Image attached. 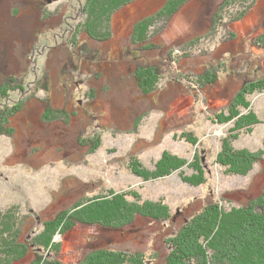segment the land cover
Here are the masks:
<instances>
[{
	"label": "rangeland",
	"instance_id": "obj_1",
	"mask_svg": "<svg viewBox=\"0 0 264 264\" xmlns=\"http://www.w3.org/2000/svg\"><path fill=\"white\" fill-rule=\"evenodd\" d=\"M168 1L117 8L110 37L98 43L81 30L85 0H0V86L26 90L0 101V117L13 113L0 123L7 133L0 136V264H79L98 249L162 264L170 239L209 204L240 209L264 193V90L239 108L257 119L250 132L215 120L264 80V0H184L167 18H154ZM149 18L150 39L132 44L134 28ZM137 64L162 75L148 94L132 77ZM46 107L57 114L44 122ZM228 137L234 150L261 153L246 176L216 162ZM165 154L187 165L154 180L136 175L153 172ZM196 162L204 183L193 186ZM111 193L161 204L167 220L136 218L117 230L77 225L59 229L49 249L37 244L61 212Z\"/></svg>",
	"mask_w": 264,
	"mask_h": 264
},
{
	"label": "trees",
	"instance_id": "obj_2",
	"mask_svg": "<svg viewBox=\"0 0 264 264\" xmlns=\"http://www.w3.org/2000/svg\"><path fill=\"white\" fill-rule=\"evenodd\" d=\"M85 1L86 3L88 2L87 10L85 11L87 20L81 30L91 40L101 43L110 37L107 27L111 14L117 8L123 7L127 5L126 3H130L133 0ZM183 2L184 0L168 1L154 18H158L157 16L167 18L175 12L176 8L179 9ZM153 22L154 19L149 18L134 28L135 33L132 37V44H144L150 39ZM256 40L262 41L263 37ZM149 47L154 48L152 45ZM144 48L143 46L142 49ZM160 76L162 75L158 69L147 64H137L132 73L133 79L138 87L143 90L144 94H148L156 88L161 79ZM207 77L214 76L210 72L205 75V78ZM8 85L2 83L0 86V101L2 102L9 100V92L17 89L22 91L25 86L24 83L17 84L16 88L7 87ZM263 90L264 80L250 84L241 94L236 96L234 103L215 116V120L220 125L234 122L232 132H237L238 134L240 132H250V128L258 124L257 119L251 112L241 116L239 108L246 110L249 107L246 97L256 91L262 92ZM23 91L25 92L26 90L24 89ZM46 109L47 111L42 117L44 122L56 118V112L49 107H46ZM14 110L16 112L19 108L15 107ZM7 112H3L4 118L0 117V123L5 122V126L9 124L7 122L8 116L11 117L13 115L11 108ZM4 129L0 125V136L7 134ZM236 136L237 134L233 135V138H236ZM261 160V153L259 152L252 153L247 150H234L230 137L222 140L221 150L216 158V162L226 168L228 174L238 176H246L253 169L254 164ZM185 165H187L185 160L165 154L161 156L153 172H140L136 173V175L146 180H154L169 176L172 172L182 169ZM191 167L197 172L198 177L192 176L195 179L193 181L191 178L189 183L193 186L203 184L202 172L198 169L197 162L193 163ZM134 170L136 171V169ZM111 195L113 197L102 196L86 202H79L70 210L61 212L55 219L46 223L41 234V238L44 239L43 243L38 240L37 244L49 249L52 246L50 240L59 229L63 233L77 225L117 230L130 224L136 218L162 222L167 220L168 208L161 206V204L145 202L142 205H138L135 200H138L139 196L131 195V197L128 194L116 195L112 193ZM128 197L133 198L134 202H130ZM178 234L176 238L170 239L173 250L166 256L162 264H264V193L256 201L240 209L226 211L220 209L218 204H209L201 213L191 219L188 227L185 226ZM4 242H1L0 245H4ZM18 255L24 256L23 253ZM79 264L146 263L144 256L138 252L128 254L109 249H98L87 254Z\"/></svg>",
	"mask_w": 264,
	"mask_h": 264
}]
</instances>
